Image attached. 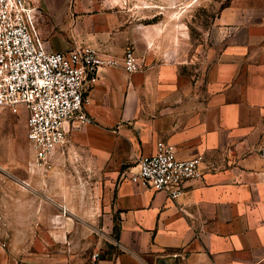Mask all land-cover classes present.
<instances>
[{"label": "crops", "instance_id": "0c3cea01", "mask_svg": "<svg viewBox=\"0 0 264 264\" xmlns=\"http://www.w3.org/2000/svg\"><path fill=\"white\" fill-rule=\"evenodd\" d=\"M37 5L48 49L80 45L120 57L132 46L143 65L132 74L102 68L85 92L93 122L70 130L84 159L118 178L108 205L116 238L90 264H264V144L254 140L264 121V0H227L220 8L222 44L202 81L185 75L158 44L156 27L133 20L123 5ZM158 141L181 159L201 156L200 175L175 199L130 179ZM24 196L15 188L10 204H0V264H78L44 241L54 205Z\"/></svg>", "mask_w": 264, "mask_h": 264}, {"label": "rangeland", "instance_id": "374dc122", "mask_svg": "<svg viewBox=\"0 0 264 264\" xmlns=\"http://www.w3.org/2000/svg\"><path fill=\"white\" fill-rule=\"evenodd\" d=\"M108 1L111 6L132 10V19L142 25L156 27V34H161L158 44L173 52L174 62L183 66L188 77L202 81L218 58L222 31L215 18L227 0ZM26 120L27 112L22 108L17 114L0 109V204H10L15 188L28 192L24 201L53 204V231L44 241L56 250H65L78 264H90L92 255L101 254L116 238L117 220L108 215V205L118 178L110 166L96 167L84 159L78 146L69 142L71 131L67 143L50 159V170L46 174L32 172L34 150L26 137ZM254 140L264 144V121ZM29 175L36 180L26 182ZM61 205L69 210L62 212Z\"/></svg>", "mask_w": 264, "mask_h": 264}, {"label": "built area", "instance_id": "2783aa9c", "mask_svg": "<svg viewBox=\"0 0 264 264\" xmlns=\"http://www.w3.org/2000/svg\"><path fill=\"white\" fill-rule=\"evenodd\" d=\"M37 3L0 0V109L27 112L26 137L34 150L30 170L46 174L71 128L93 122L85 92L98 82L99 71L119 67L132 74L141 64L132 46L120 57L80 45L48 49L37 27ZM200 163L201 156L181 159L172 144L158 141L153 153L138 158L130 179L175 199L200 175Z\"/></svg>", "mask_w": 264, "mask_h": 264}, {"label": "bare ground", "instance_id": "6f19581e", "mask_svg": "<svg viewBox=\"0 0 264 264\" xmlns=\"http://www.w3.org/2000/svg\"><path fill=\"white\" fill-rule=\"evenodd\" d=\"M62 212L66 213L67 209L64 206H61Z\"/></svg>", "mask_w": 264, "mask_h": 264}]
</instances>
